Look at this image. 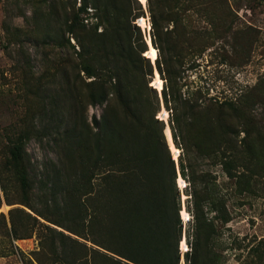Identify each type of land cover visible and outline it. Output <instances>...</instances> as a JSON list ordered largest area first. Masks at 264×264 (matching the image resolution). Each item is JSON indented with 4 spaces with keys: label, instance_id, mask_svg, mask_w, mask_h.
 <instances>
[{
    "label": "rangeland",
    "instance_id": "obj_1",
    "mask_svg": "<svg viewBox=\"0 0 264 264\" xmlns=\"http://www.w3.org/2000/svg\"><path fill=\"white\" fill-rule=\"evenodd\" d=\"M137 1L142 15L131 20L137 11L132 1L121 14L130 22L129 42L137 38L131 23L138 24L145 42L143 55L151 74L146 62H141V73L160 100L154 117L162 120L175 166L180 149L172 142L169 112L159 96L163 79L155 70L156 55L162 61L177 54L182 61L178 85L192 103L230 100L245 105L243 116L231 117L225 145L219 121L210 120L215 154L195 160L197 173L207 175V198L200 212L193 215L187 182L177 171L171 197L160 205L145 237L141 230L130 232L124 216L105 218L99 195L107 166L99 159L88 186L66 143L59 141L69 115L91 127L104 105L89 104L84 82L92 78L79 71L83 50L69 37L66 25L60 26L62 15L52 14L60 10L72 22L79 0H0V264H171L176 255L175 264H264V140H259L264 135V0H149L157 14L155 42L160 51L151 43L147 2ZM86 10L78 16L86 29L80 31L84 43L99 21L91 8ZM108 18L110 30L114 21ZM98 24L96 32L104 27L101 19ZM110 39L111 34L106 41ZM82 56L97 66L91 54ZM145 93L152 102V93ZM108 103L122 116L115 100ZM201 107L198 120L186 118L190 142L194 136L206 141L205 133L197 130L217 113ZM20 132L26 134L28 186L19 183L8 162L7 137ZM189 146L193 154L195 148ZM222 152L227 167L220 164ZM147 162L139 175L152 186L158 180L149 153ZM88 190H94L95 208L89 206Z\"/></svg>",
    "mask_w": 264,
    "mask_h": 264
},
{
    "label": "trees",
    "instance_id": "obj_2",
    "mask_svg": "<svg viewBox=\"0 0 264 264\" xmlns=\"http://www.w3.org/2000/svg\"><path fill=\"white\" fill-rule=\"evenodd\" d=\"M128 1H132L136 5L137 11L131 19L134 20L142 15L140 3L137 0H79V4L71 16L72 22L65 17L64 12L60 10L52 12L57 17L62 15L63 21L60 22V26L66 25L65 31L70 34L69 37H72L78 48L83 50L82 53H79L81 57L79 71H82L86 78H92L88 82H84L87 87L86 96L89 99V104H104L98 118L92 117L91 127L84 124L83 120L80 121L79 116L69 115L59 134L61 136L59 141L62 142V145L64 142L66 143V148L71 155V162L79 169L88 186H91L92 173L99 159L107 166L102 173L105 187L102 188V194L99 195L102 198V208L107 215L105 218L122 219L124 216L127 218L125 222L129 231L134 233V231L141 230L142 236L145 237L147 233L151 232L152 219L160 205L165 206L171 197V189L174 186L177 171L187 182V194L193 208V215H198L201 201L207 198V183L204 181L207 175L201 172L197 173L195 160L211 158L215 154L210 138L212 134L214 137L215 131L212 130L210 120L217 119L219 121L221 129L219 137L221 143L225 145L228 142L227 134L232 131L229 121L231 117L243 116L242 111L245 105L242 104L241 107L237 102L230 100L220 103L211 101L192 103L187 94L182 95L178 85V77L181 76L179 66L182 61L177 60V54L165 56L162 61H158L161 57L156 55L155 70L163 79L159 96L162 105L169 112L168 126L172 142L176 148L180 149L176 161L177 166H175L162 135V120L154 117L160 100L154 88L147 86V81H143L141 62L147 63V74H151V66L148 58L143 55L146 46L139 27L135 23H131L130 26L137 33L136 42L131 43L127 39V28L130 22L129 20L127 22V18L121 14V11L129 9ZM146 2L150 13V29L154 31L151 33V43L160 51L162 47L155 42L156 31L159 28L157 14L151 9L149 0ZM87 7L93 10L94 17H99L98 22L100 19L101 22H104V27L96 32L99 24L95 23L92 34L85 37L89 39L88 43H84L80 31L86 29L81 22L79 23L78 16L79 13H85ZM99 10L101 14L97 12ZM110 15L114 24L112 23L111 29L108 30V26L111 25L108 22ZM110 34L113 39L108 42L106 38ZM66 41L69 43L68 38ZM84 52L85 55L91 54L89 58L95 61L96 67L83 58ZM103 70L104 73L101 72ZM147 91L152 93V102L148 101V94L145 93ZM109 100H115V103L122 108V116L116 113L113 105L108 103ZM202 104L205 105L203 108L214 109L217 113L214 111L210 117L205 119L200 132L199 129L197 130L198 133H205L206 141L194 136L190 142V138L185 135L188 125L186 118L190 120L200 114ZM147 106L150 107V110L145 115ZM195 119L198 120V118ZM244 131H247V134L250 132L245 129ZM254 133L259 137L260 133L257 129ZM24 137L26 134L22 132L14 138L7 137L9 142L8 162L19 183L28 186L23 159L22 139ZM259 140H264V135L260 136ZM190 144L195 148L193 154L190 153ZM228 147V145L224 147L225 151H228ZM147 152L158 180L152 186H149L148 182H144L139 175L140 166L148 163ZM220 154V164L225 167L227 164L226 152ZM129 167L135 172H132ZM86 193L89 196V206L95 208L94 190H88ZM91 212L94 214L92 210ZM112 222L115 224L114 221ZM123 223L124 221L119 220V225L122 226ZM109 224L106 223L105 227L108 228ZM184 246L183 244L182 247ZM176 259L177 255L171 264H175ZM131 262L143 264L139 260Z\"/></svg>",
    "mask_w": 264,
    "mask_h": 264
},
{
    "label": "water",
    "instance_id": "obj_3",
    "mask_svg": "<svg viewBox=\"0 0 264 264\" xmlns=\"http://www.w3.org/2000/svg\"><path fill=\"white\" fill-rule=\"evenodd\" d=\"M138 25V24H137Z\"/></svg>",
    "mask_w": 264,
    "mask_h": 264
}]
</instances>
